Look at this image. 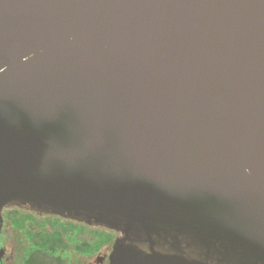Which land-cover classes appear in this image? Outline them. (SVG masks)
Here are the masks:
<instances>
[{"label":"water","instance_id":"1","mask_svg":"<svg viewBox=\"0 0 264 264\" xmlns=\"http://www.w3.org/2000/svg\"><path fill=\"white\" fill-rule=\"evenodd\" d=\"M10 206L112 264H264V0H0Z\"/></svg>","mask_w":264,"mask_h":264},{"label":"trees","instance_id":"2","mask_svg":"<svg viewBox=\"0 0 264 264\" xmlns=\"http://www.w3.org/2000/svg\"><path fill=\"white\" fill-rule=\"evenodd\" d=\"M6 220L8 224L20 225L23 229L26 221L32 223L27 232L28 244L23 254L24 264H72L74 257H79L82 262L111 240L109 234L106 235V241H98L94 237L89 239L80 232V226L85 227L84 225H75L58 218L29 220L28 216V220H24L19 214L7 213Z\"/></svg>","mask_w":264,"mask_h":264},{"label":"flooded vegetation","instance_id":"3","mask_svg":"<svg viewBox=\"0 0 264 264\" xmlns=\"http://www.w3.org/2000/svg\"><path fill=\"white\" fill-rule=\"evenodd\" d=\"M5 209V211H4ZM0 212V264H24V253L26 252L27 244H28V236L27 232L32 227V223L26 221L25 229L20 225L16 224H8L6 220L7 213L11 214H19L23 216L24 220L32 219H40L45 220L48 218H58L61 221H68L75 225H84L90 230L93 231H101L106 233L107 235H111V240L108 244H105L98 252L93 255L88 256L84 261L81 262L79 257H74L72 264H112L110 257L114 250V248L121 242L123 235L114 232L112 230H98L92 229L91 226L81 223L79 221L71 220V219H63L59 216L49 215V214H41L35 211H31L21 207H12L9 209L4 208ZM127 244V242H126ZM138 247L145 251L149 252V248L147 244H137ZM9 246V247H8ZM156 251L162 253L172 254L173 251L167 245L158 246L155 248Z\"/></svg>","mask_w":264,"mask_h":264},{"label":"rangeland","instance_id":"4","mask_svg":"<svg viewBox=\"0 0 264 264\" xmlns=\"http://www.w3.org/2000/svg\"><path fill=\"white\" fill-rule=\"evenodd\" d=\"M12 207H17V206H10V207H7L6 209H9V208H12ZM4 211H5V209H4ZM63 218V217H62ZM63 219H65V218H63ZM82 223V222H81ZM83 224V223H82ZM81 227V229H80V232H81V234H83V235H85V236H87V237H89V239H91L92 237H94V238H96V240H103V241H106V239L108 238L106 235V233H103V232H101V231H96L97 233H99V234H97V233H94V232H92L90 229H88V228H86V227H82V226H80ZM92 227V229H98V230H106L107 228H105V227H101V226H91ZM87 231H89V232H87ZM115 232V231H114ZM9 247V246H8ZM82 264H84V262L82 263Z\"/></svg>","mask_w":264,"mask_h":264}]
</instances>
